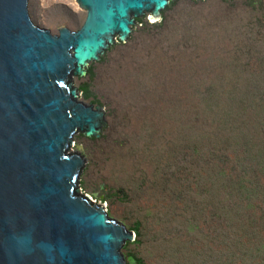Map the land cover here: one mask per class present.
Instances as JSON below:
<instances>
[{
    "label": "rangeland",
    "instance_id": "obj_1",
    "mask_svg": "<svg viewBox=\"0 0 264 264\" xmlns=\"http://www.w3.org/2000/svg\"><path fill=\"white\" fill-rule=\"evenodd\" d=\"M74 1L27 0L29 19L52 35L59 27L77 31L85 12ZM139 19L124 44L71 79L78 90L87 86L89 97L79 92V99L101 106L105 121L97 142L73 140L71 150L80 146L84 158L80 192L126 229L140 223L138 243L124 245L123 258L202 264L190 257L201 253L242 264L264 252L263 234L237 237L247 211L255 218L249 231H260L264 206L251 212L235 185L240 174L244 186H264V177L248 175L255 161L264 166V101L228 111L244 93L227 82L264 78L242 72L264 60V0H169L160 19ZM211 83L220 106L198 102ZM260 87L264 94V81ZM236 240L243 255L229 248Z\"/></svg>",
    "mask_w": 264,
    "mask_h": 264
},
{
    "label": "water",
    "instance_id": "obj_2",
    "mask_svg": "<svg viewBox=\"0 0 264 264\" xmlns=\"http://www.w3.org/2000/svg\"><path fill=\"white\" fill-rule=\"evenodd\" d=\"M74 2L80 28L52 35L32 24L27 0H0V264L135 263L121 254L134 232L80 192L73 140L97 142L105 121L71 79L124 44L135 20L160 19L169 0Z\"/></svg>",
    "mask_w": 264,
    "mask_h": 264
},
{
    "label": "trees",
    "instance_id": "obj_3",
    "mask_svg": "<svg viewBox=\"0 0 264 264\" xmlns=\"http://www.w3.org/2000/svg\"><path fill=\"white\" fill-rule=\"evenodd\" d=\"M137 23H141L140 19L135 20V24ZM264 56V55H263ZM245 66V67H244ZM242 67V72H252L253 74L259 72H263L264 73V60L258 59V63H256L253 67H249L248 65H244ZM264 81V78H252V77H244L242 80H237L235 79L234 83L233 82H227V87L228 88H235L237 89V92H242V94L244 93V96L242 95V98H237L236 96L230 101L229 107L227 108V110L229 111L230 109H236L237 107H239L240 105H242V103L244 104L245 110H250L251 108L249 107H254L257 108L259 104V100L260 101H264V94L261 91V87L260 84ZM204 85V89L203 92L201 93L198 102H200V104H208V102L213 99L215 100V103L218 104L220 106L221 103V98H218L219 94L217 95V93H215V90L212 88V83L211 84H203ZM211 90H213L214 92H212ZM246 91V92H244ZM79 92L83 93V96L88 98L89 97V93L87 91V86L84 85L81 87V89H79ZM257 102V103H256ZM210 103V102H209ZM264 103V102H263ZM219 120V119H218ZM220 121V120H219ZM264 143V141H262ZM264 148V147H263ZM262 148V149H263ZM264 151V150H263ZM238 157V154L234 155V158L236 159ZM219 163L220 160H217ZM244 163V162H243ZM253 163V162H252ZM245 165H248V163H245ZM243 169L242 165L239 166V170ZM238 173V172H237ZM252 178H255L256 181H259L260 177H264V166L261 164H257L255 161V164L253 165V167L250 169V174ZM240 174L239 177H237V182L235 185H238V187L241 189V192H245L244 196L242 198V203L245 204L247 206H249V209H251L252 211H255L256 213H258L260 211V207L264 206V186L261 185V188H258L256 191L252 190L250 185L249 187L244 186V181L242 179H240L238 181V179L240 178ZM256 215H260V216H264V212H260L259 214ZM245 218H248L246 220V224L249 222V224L245 225V224H239L242 226V228L244 229L241 234L238 232L237 237H239L240 235H242L243 237H245L246 235H248L250 238H254L256 236L258 237H263L264 235V226H262L260 228V231H254V232H250L249 231V227L251 226V223L253 222L252 219H255L251 216L248 215V211L246 212V214L244 215ZM238 225V224H237ZM140 223H136L133 224V226L129 229L131 231H133L135 233V237L138 238L140 237ZM248 232H250L252 235L247 234ZM263 234V235H262ZM236 237V239H237ZM136 243H138L137 240H134ZM131 242V243H135V242ZM128 242H126L124 245H126ZM213 244V243H212ZM211 244V245H212ZM244 247V244H242L241 242H238L236 240L235 242V246L229 247V248H233L232 253L234 255H236L238 253L239 254H244V251H242ZM254 256H250L249 259H242V264H264V252L262 253H254ZM206 257V262H203L200 258L201 257ZM221 256V255H220ZM193 260H198L200 261L202 264H224L223 259H219L216 258V255H206V254H196L195 256H190ZM134 258V257H133ZM222 258V256H221ZM135 259V258H134ZM135 264H142L141 260H137L135 259ZM227 264H235V261H232V258L230 257L228 260Z\"/></svg>",
    "mask_w": 264,
    "mask_h": 264
},
{
    "label": "clouds",
    "instance_id": "obj_4",
    "mask_svg": "<svg viewBox=\"0 0 264 264\" xmlns=\"http://www.w3.org/2000/svg\"><path fill=\"white\" fill-rule=\"evenodd\" d=\"M134 235H135V233H134ZM133 258V257H132ZM134 259V258H133ZM135 264V263H134Z\"/></svg>",
    "mask_w": 264,
    "mask_h": 264
}]
</instances>
